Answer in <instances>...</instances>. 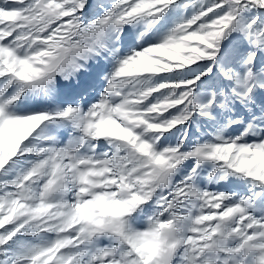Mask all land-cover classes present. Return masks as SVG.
Masks as SVG:
<instances>
[{
  "label": "snow or ice",
  "instance_id": "snow-or-ice-1",
  "mask_svg": "<svg viewBox=\"0 0 264 264\" xmlns=\"http://www.w3.org/2000/svg\"><path fill=\"white\" fill-rule=\"evenodd\" d=\"M0 264H264V0H0Z\"/></svg>",
  "mask_w": 264,
  "mask_h": 264
}]
</instances>
